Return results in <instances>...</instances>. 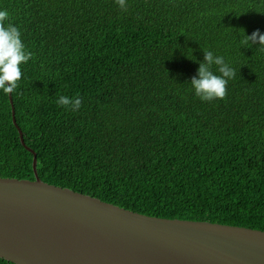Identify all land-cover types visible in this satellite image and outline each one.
Wrapping results in <instances>:
<instances>
[{
	"label": "trees",
	"instance_id": "obj_1",
	"mask_svg": "<svg viewBox=\"0 0 264 264\" xmlns=\"http://www.w3.org/2000/svg\"><path fill=\"white\" fill-rule=\"evenodd\" d=\"M126 2L0 0L33 54L12 98L40 178L150 216L264 230V51L242 45L264 34V0ZM203 49L236 69L223 99L190 84ZM33 161L0 90V177L35 179Z\"/></svg>",
	"mask_w": 264,
	"mask_h": 264
},
{
	"label": "water",
	"instance_id": "obj_2",
	"mask_svg": "<svg viewBox=\"0 0 264 264\" xmlns=\"http://www.w3.org/2000/svg\"><path fill=\"white\" fill-rule=\"evenodd\" d=\"M0 177V258L15 264H264V230L143 214L42 180Z\"/></svg>",
	"mask_w": 264,
	"mask_h": 264
},
{
	"label": "clouds",
	"instance_id": "obj_3",
	"mask_svg": "<svg viewBox=\"0 0 264 264\" xmlns=\"http://www.w3.org/2000/svg\"><path fill=\"white\" fill-rule=\"evenodd\" d=\"M122 11H127L126 0H115ZM9 21L7 10H0V90L7 95L14 93L18 87V81L22 77L21 64L27 63L32 58V53L28 51L21 40V32L18 27ZM258 44L259 50L264 51V34L259 29L251 35L244 34L242 45L251 47ZM204 59L199 62L197 75L193 76L190 84L195 95L201 101L210 102L214 99H223L227 94L228 82L235 78L236 69L225 62L223 56L214 55L211 50H204ZM191 59V58H190ZM216 71H213V66ZM57 105L78 111L82 106V99L79 96L68 97L61 95L56 100Z\"/></svg>",
	"mask_w": 264,
	"mask_h": 264
}]
</instances>
